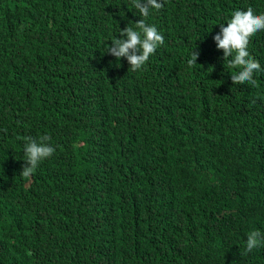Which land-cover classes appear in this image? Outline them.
I'll list each match as a JSON object with an SVG mask.
<instances>
[{"label": "trees", "instance_id": "1", "mask_svg": "<svg viewBox=\"0 0 264 264\" xmlns=\"http://www.w3.org/2000/svg\"><path fill=\"white\" fill-rule=\"evenodd\" d=\"M264 0H0V264H264V30L255 84L213 37ZM146 19L140 70L108 54ZM200 54L194 66L187 60ZM229 57L228 59H232ZM55 148L30 177L25 137Z\"/></svg>", "mask_w": 264, "mask_h": 264}, {"label": "clouds", "instance_id": "2", "mask_svg": "<svg viewBox=\"0 0 264 264\" xmlns=\"http://www.w3.org/2000/svg\"><path fill=\"white\" fill-rule=\"evenodd\" d=\"M139 13L147 18L152 9L160 10L164 6V0H132ZM264 30V13L256 14L252 7L246 11L236 10L227 26L220 24V31L213 37L218 50H223V59L228 60L230 68L239 69L231 74L233 84L250 83L255 84L254 73L261 70V66L248 51V45L252 36ZM122 38L112 40L107 53L114 56L118 61L126 58L133 71L140 70L146 64L156 49L164 43L163 35L156 26L146 23V19L135 22V29L126 26L121 29ZM198 51H192L187 60L189 66H194L199 56ZM233 57L232 59H228ZM24 147L27 159L21 175L30 177L39 164L46 158L52 156L55 148L48 143L50 137L47 135L33 139L24 138ZM264 243V234L260 231H252L247 238V251Z\"/></svg>", "mask_w": 264, "mask_h": 264}]
</instances>
